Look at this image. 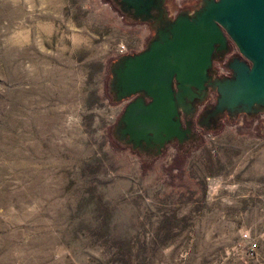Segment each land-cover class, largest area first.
Instances as JSON below:
<instances>
[{
  "label": "rangeland",
  "instance_id": "374dc122",
  "mask_svg": "<svg viewBox=\"0 0 264 264\" xmlns=\"http://www.w3.org/2000/svg\"><path fill=\"white\" fill-rule=\"evenodd\" d=\"M152 34L112 0H0V264L208 263L210 207L264 186V113L156 157L117 140L109 68ZM241 228L219 225L235 255Z\"/></svg>",
  "mask_w": 264,
  "mask_h": 264
},
{
  "label": "water",
  "instance_id": "95a60500",
  "mask_svg": "<svg viewBox=\"0 0 264 264\" xmlns=\"http://www.w3.org/2000/svg\"><path fill=\"white\" fill-rule=\"evenodd\" d=\"M153 34L143 50L120 55L110 65L109 92L124 103L114 126L119 142L132 150L186 142L198 105L210 90L215 103L197 125L215 130L219 120L264 113V0H200L193 9L168 14L166 0H112ZM233 42L239 54L228 59L231 74L216 77L213 61Z\"/></svg>",
  "mask_w": 264,
  "mask_h": 264
},
{
  "label": "crops",
  "instance_id": "0c3cea01",
  "mask_svg": "<svg viewBox=\"0 0 264 264\" xmlns=\"http://www.w3.org/2000/svg\"><path fill=\"white\" fill-rule=\"evenodd\" d=\"M232 142L231 147L235 151L239 147L238 140L233 139ZM229 190L236 197L226 200L224 207L218 205L210 207V229L209 232L202 235L203 241L209 242L210 246L199 252L200 258L208 259V263L202 264H264V240L261 237L264 235V186L260 184L251 187L235 186ZM221 221H224L227 226L239 225L242 227L240 233L247 231L245 227H258L259 230L253 229L249 233L256 242V248L252 255L245 251L237 255L234 254L230 245L233 242L232 232L230 235L222 233L219 230ZM240 237L241 234H239ZM218 242L226 243L221 263H218L217 260ZM191 253L192 251H189V254Z\"/></svg>",
  "mask_w": 264,
  "mask_h": 264
},
{
  "label": "flooded vegetation",
  "instance_id": "af4514ba",
  "mask_svg": "<svg viewBox=\"0 0 264 264\" xmlns=\"http://www.w3.org/2000/svg\"><path fill=\"white\" fill-rule=\"evenodd\" d=\"M195 9V8H194ZM193 10V9H192ZM230 47H231V42H229V50H230ZM144 49V48H143ZM142 49V50H143ZM141 51V50H140ZM139 52V51H138ZM229 52V51H228ZM227 52V53H228ZM226 53V54H227ZM225 54V55H226ZM225 55L223 56V58L225 57ZM234 55H238V54H234ZM234 55H232V56H234ZM232 56H230L229 58H231ZM228 58V59H229ZM222 59V58H221ZM228 59H227V61H228ZM219 60V59H218ZM215 62H216V60L215 61H213V70H214V74L216 73V69H215ZM216 77H218V76H216ZM213 93L214 94V96H213V98H214V100L212 99V100H210L211 98L209 97L208 99H206L203 103H201L200 105H198V108H197V112H196V114H195V117H194V123H193V126H192V135H191V137H189V139L186 141V142H184L183 144H180V143H178L177 141H175V142H172V143H170V144H167L166 146H165V148L162 150V152H161V154L165 151V150H167V149H171V148H173V146H176V148H178L179 150H184V151H187L189 148H191V146L192 145H195L196 144V142H198V140L200 139V134L202 133V131H210V130H205L204 128H201V127H199L198 125H197V117H198V115H200V114H203V112H204V110L209 106V105H212V104H214L215 103V99H216V92L215 91H212V90H210L209 91V93ZM209 93H208V95H209ZM124 104V103H123ZM123 108H124V106H123ZM122 111H123V109H122ZM122 113V112H121ZM120 116V115H119ZM225 117H228L227 116V114L226 115H224L222 118H220V120H219V122L223 119V118H225ZM118 120V119H117ZM116 123H117V121H116ZM136 151H138V152H141V153H144V154H146V155H149V156H153V152L155 151V149H144L143 151H139V150H136ZM172 151H174V149L172 150ZM160 154V155H161ZM159 155V156H160ZM154 157V156H153Z\"/></svg>",
  "mask_w": 264,
  "mask_h": 264
},
{
  "label": "built area",
  "instance_id": "2783aa9c",
  "mask_svg": "<svg viewBox=\"0 0 264 264\" xmlns=\"http://www.w3.org/2000/svg\"><path fill=\"white\" fill-rule=\"evenodd\" d=\"M126 53H129V52H127L126 50H121V54H126ZM234 54H239V52H238V49H237L236 45L233 42H231V47H230L229 52L225 55L224 58L216 60V62L214 64L215 65V69H216L215 76L227 77V76H229L231 74V71L227 67L226 63H227V59L230 56L234 55ZM213 96H214V94L210 92L206 99H208L210 97L211 98L210 100H212V99L214 100ZM261 237L264 240V235H261ZM240 238L245 243L247 242V245L249 244L248 246H246L245 252L247 254H249V255H252L254 250H255V248H256L255 240L253 238H251L250 234L247 233V232L242 233Z\"/></svg>",
  "mask_w": 264,
  "mask_h": 264
}]
</instances>
